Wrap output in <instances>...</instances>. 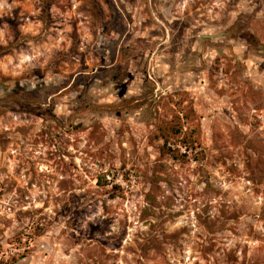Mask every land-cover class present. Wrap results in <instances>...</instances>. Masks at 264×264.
Instances as JSON below:
<instances>
[{
	"label": "rangeland",
	"instance_id": "obj_1",
	"mask_svg": "<svg viewBox=\"0 0 264 264\" xmlns=\"http://www.w3.org/2000/svg\"><path fill=\"white\" fill-rule=\"evenodd\" d=\"M0 264H264V0H0Z\"/></svg>",
	"mask_w": 264,
	"mask_h": 264
},
{
	"label": "flooded vegetation",
	"instance_id": "obj_2",
	"mask_svg": "<svg viewBox=\"0 0 264 264\" xmlns=\"http://www.w3.org/2000/svg\"><path fill=\"white\" fill-rule=\"evenodd\" d=\"M3 95H4V88H3V85L0 84V99L3 98Z\"/></svg>",
	"mask_w": 264,
	"mask_h": 264
}]
</instances>
